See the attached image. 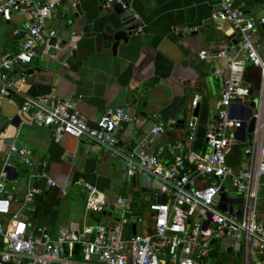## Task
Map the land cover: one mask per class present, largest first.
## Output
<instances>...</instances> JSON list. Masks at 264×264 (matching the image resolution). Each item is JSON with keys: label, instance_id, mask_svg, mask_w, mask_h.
<instances>
[{"label": "crops", "instance_id": "crops-1", "mask_svg": "<svg viewBox=\"0 0 264 264\" xmlns=\"http://www.w3.org/2000/svg\"><path fill=\"white\" fill-rule=\"evenodd\" d=\"M33 1L55 4L46 25L55 31L58 42L66 40L67 43L57 55L48 56V47L43 41L37 48V56L24 65V70L33 71L35 80L28 82L23 72L12 74L11 94L0 99V174L5 170L11 214L26 219L27 234L32 239L37 240L41 230L56 239L62 230L79 231L84 225L105 223L104 216L86 212L84 184L113 202L120 196L124 173L122 167L116 168L112 156L94 148L85 138L65 135L55 142L48 128L26 123L19 112L26 96L44 99L48 104L69 99L92 127L106 110L120 108L130 120L120 130L119 143L129 151L137 152L141 147V152L147 155L159 152L164 163L169 162V158L162 155L169 145L177 140L185 142L189 119L197 125L195 140L190 146L201 152L205 150L204 134L217 119L216 106L222 79L228 72L227 60L219 57L200 60V52L215 56L225 50L229 58L244 62L242 68L233 70V77L249 90V97L241 104L244 108L241 119L245 120L247 108L255 101L260 70L246 60L231 24L211 19L221 0H131L143 20V31L129 38L127 44L120 42L115 54L101 0ZM77 3L84 15L74 18ZM231 3L244 13L246 20L256 24L251 40L261 53L264 44V28L259 23L264 16L262 1L232 0ZM90 9L97 13L94 20L87 22L90 27L83 28ZM71 22L77 26L70 31ZM29 24L28 11L23 7L12 13L10 21H4L0 15V54L14 55L20 51ZM216 71L218 74L214 73ZM194 98L198 100L194 108L198 110L196 117L191 107ZM181 120H184L182 127L171 125L172 121ZM155 125L165 126L167 132L160 136L162 143L151 142L157 143L151 151L146 149L145 138ZM243 131L242 125L236 136L240 143L246 137ZM8 139L21 141L26 154H21L20 158L12 156L13 145L5 143ZM169 153L173 159V152L169 150ZM227 159L233 164V160L238 161L236 166L228 163L234 169L241 167L244 160L240 154L232 155V151ZM7 167L15 168L19 173L17 179H7L14 176L13 171L7 172ZM48 180L54 182L55 187H50ZM152 184L154 189L150 194H159L160 183L152 179ZM31 187L39 193L33 203L26 204L24 197ZM133 189L136 188L128 182L125 195L137 194ZM142 198L140 207L145 208L149 197ZM257 210L259 221L264 222L263 185L258 192ZM228 240L233 244L226 237L220 245H216V241L214 254L218 249L222 253L231 251L232 244L229 245ZM2 246L0 240V250ZM214 256L208 264H218ZM235 261L238 264L236 256Z\"/></svg>", "mask_w": 264, "mask_h": 264}, {"label": "built area", "instance_id": "built-area-1", "mask_svg": "<svg viewBox=\"0 0 264 264\" xmlns=\"http://www.w3.org/2000/svg\"><path fill=\"white\" fill-rule=\"evenodd\" d=\"M261 1L264 6V0ZM101 2L104 7L114 4L126 7L125 0ZM54 6L53 2L0 0V15L4 21H10L12 13L23 7L28 11L30 22L20 51L14 55L0 54V99L9 97L13 89V64L30 63L44 39L54 37L55 31L46 25ZM211 19L231 24L246 60L260 70L251 114L254 119L251 138L240 143L236 137L244 122L241 104L249 97V90L233 77V70L242 68L244 62L229 58L225 50L215 56L205 51L199 53L200 60L226 59L228 70L222 79L217 119L210 123L203 137L205 150L197 151L190 146L195 140L197 125L189 119L185 142L177 140L170 146L171 163H164L159 152L147 155L129 151L119 143L120 130L130 120L120 108L106 110L92 127L69 99L48 104L44 99L26 96L19 110L26 123L48 128L55 142L65 135L85 138L94 148L120 159L128 178L135 173L151 177L160 183L159 194L166 186V201L156 203L155 195L149 193L147 206L136 208L133 195L118 196L109 202L104 194L84 184L86 212L104 216L106 222L84 225L79 231L62 230L56 239L41 230L35 240L27 234L26 219L11 214L4 170L0 174V240L3 243L0 264H208L215 242L223 237L222 242L226 236L233 242L231 250L239 247L238 264H264V224L257 215L258 192L264 186V44L260 53L251 40L256 24L246 20L244 13L234 8L230 0H221ZM259 23L264 26V16ZM197 102V98L191 101L193 109ZM175 124L171 122L172 126ZM166 132L165 126L155 125L150 134L162 136ZM236 142L240 143L239 151L244 159L238 169L227 161ZM21 154L26 152L21 150ZM25 162L29 163L26 159ZM48 185L55 187L56 184L48 180ZM230 190L238 194L236 199L228 198ZM37 193L39 191L31 187L24 202L33 203ZM143 194L148 196V193ZM139 195L138 201L143 199ZM108 206L112 215L118 210L121 216L107 217ZM138 214L143 215V219H131ZM109 222L114 226L109 227ZM137 223H141L140 232H137Z\"/></svg>", "mask_w": 264, "mask_h": 264}, {"label": "water", "instance_id": "water-1", "mask_svg": "<svg viewBox=\"0 0 264 264\" xmlns=\"http://www.w3.org/2000/svg\"><path fill=\"white\" fill-rule=\"evenodd\" d=\"M21 1V0H18ZM232 1V0H230ZM125 5L126 7L123 8L120 4H114V5H110L109 7H104L103 6V12L104 15H107V27H108V35H109V40L111 42H113V48L112 50L114 51V54L117 51L118 48V44L120 42H123L125 44H127L129 38L131 37H137L140 34H142L143 31V27H144V23L142 18L139 16L137 10L133 7L132 1L131 0H125ZM75 10L76 13L73 14L74 18H77L78 15L83 16L84 13L81 11L80 6L77 4H75ZM88 14H86V21L84 22V24H82V27H90L89 24H87V22H91L92 20H94V16L97 13V11H94L93 9H90L87 11ZM64 23V20H61ZM77 25L73 22L70 23V31L72 30L73 27H76ZM61 27H63V25H61ZM262 29L264 28L263 25L260 26ZM72 34H74L73 32H71ZM80 34H75V36H78ZM44 42L46 43L47 47H48V51H47V55L48 56H55L57 55L59 50H62L65 46H66V40H62L60 42H58L56 37H51V38H45ZM74 44L70 45V48H73ZM69 48V50H70ZM17 72H23V75L28 76V82H32L35 80L34 74L32 70H24V65L21 64L20 62H16L13 64V74L17 73ZM255 106V101H253L250 106L247 108L248 109V114L245 117V122L243 123V127H244V136H246L245 138L242 139V142H244L245 140H249L251 138V133L253 131V127H254V119L251 118V114H252V109ZM197 109H194V116L196 117L197 115ZM246 121H249L248 124H246ZM184 123V120L178 121L176 123V127H182ZM145 141L147 142L148 146L146 149H150L151 151L155 150L157 143L154 142L151 144V142L153 141H157L158 143H162V139L159 135H152L149 134L148 137L145 138ZM7 145L12 146L14 150L11 152V155L14 156L15 158H20V151L22 150V142L17 140L14 141L13 139H8L5 142ZM143 151V148L139 147L137 152H141ZM114 163L116 164V168H121L122 167V171L124 173V169H123V163L120 159L118 158H114L113 159ZM19 164H22L21 161H18ZM6 169L7 172L9 171H13L14 172V176L13 178H7L9 181L13 180V179H17L19 176V173L15 170V168H11V167H7ZM128 182L130 183V185L132 187H135L136 189L140 188V191L143 193H152L153 189H154V185L152 184V179L149 176H146L144 174H140V173H135L132 177L128 178L125 174L123 176V184L121 187V192H120V197H124L126 190H127V186H128ZM6 191L9 192V186L6 185L5 186ZM166 192H167V187L164 186L162 188V193L161 194H156L154 196V201L156 203H161L164 204L166 201ZM238 202H241V199H238ZM107 209L109 210L107 212V217H111L112 216V212H111V207H107ZM224 209V206H223ZM109 227L114 226L113 222H109L108 223ZM135 233V227H132V234ZM229 252H235V256L236 259L239 260L240 259V251H239V247H237L234 250L231 251H227V253Z\"/></svg>", "mask_w": 264, "mask_h": 264}, {"label": "rangeland", "instance_id": "rangeland-1", "mask_svg": "<svg viewBox=\"0 0 264 264\" xmlns=\"http://www.w3.org/2000/svg\"><path fill=\"white\" fill-rule=\"evenodd\" d=\"M255 98H256V96H255ZM128 190H130V189H128ZM132 191L133 192H138L137 194L133 193L132 195H133V198H134L135 207L139 208L140 207V202L138 201L137 195H139L141 193L139 195V197H149V196H144V194L140 190L137 191L136 189H133ZM227 195H228L229 199H236L238 197V194L234 190H230L227 193ZM257 215L259 217V215H260L259 210H257ZM120 216H121V212L120 211H118V210H114L113 211V215H112L113 218H118ZM143 217H144L143 215L138 214V215H133L131 219L132 220L139 219V218L143 219ZM262 223L264 224V222H262ZM136 227H137V232H140L141 223H137ZM222 238L223 237H220V238L217 239L216 245H220V243H221L220 241H221ZM226 238H228V237L226 236ZM228 243H229V245L232 244L231 242H229V240H228ZM214 257L218 261V264H237V262L235 261V255L234 254L222 253V252H220V249L217 250V252H216Z\"/></svg>", "mask_w": 264, "mask_h": 264}, {"label": "trees", "instance_id": "trees-1", "mask_svg": "<svg viewBox=\"0 0 264 264\" xmlns=\"http://www.w3.org/2000/svg\"><path fill=\"white\" fill-rule=\"evenodd\" d=\"M170 146L171 145H169V149L167 148L165 151H164V153L162 154L163 156L164 155H166V158H169V162H167V163H171L172 162V156L170 155V153H169V150H170V152H172V150H171V148H170ZM239 149H240V144L239 143H234V145H233V147H232V155H236V157L240 154V151H239ZM171 160V161H170ZM227 161H228V159H227ZM233 162H234V164L232 163V160L230 161H228V163L231 165V166H236V165H238L237 164V160H233ZM133 206H135V204L133 203ZM213 255H215V254H213Z\"/></svg>", "mask_w": 264, "mask_h": 264}]
</instances>
